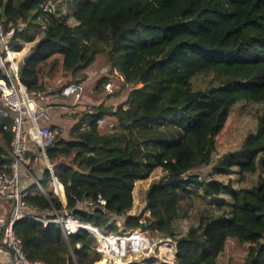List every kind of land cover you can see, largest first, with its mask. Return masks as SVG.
I'll return each mask as SVG.
<instances>
[{"label":"trees","instance_id":"1","mask_svg":"<svg viewBox=\"0 0 264 264\" xmlns=\"http://www.w3.org/2000/svg\"><path fill=\"white\" fill-rule=\"evenodd\" d=\"M73 3L74 26L57 0H0L4 30L16 29L13 45L21 51L34 43L33 57L19 71L29 93L48 95L59 78L85 85L87 69L98 56L105 60L106 74L93 88L98 105L74 117L71 138L59 133L46 150L67 205L53 192L33 195L28 204L40 216L67 211L104 234L120 232L119 218H125L124 231L140 229L143 222L155 237L176 241L174 264H218L231 239L249 245L243 264H264V178L254 188L236 191L232 181L225 184L212 177L231 175L236 168L241 176L264 172V109L256 132L241 148L213 161L238 125L232 108L242 101L264 105V0ZM201 74L215 75L218 84L194 90L192 81ZM4 78L0 71V80ZM108 83L115 86L112 94L105 89ZM127 88V101L114 106L113 98ZM101 119L106 124L100 126ZM84 122L88 127L82 129ZM156 128L166 130L151 132ZM13 139V122L0 115V171L12 162ZM37 153L27 158L34 160ZM198 166H211L212 176L191 174ZM158 168L163 175L147 190L145 209L127 216L134 205L135 183ZM43 177L46 189L52 180L47 168ZM222 196L232 202L222 199L214 206L228 212L203 216L185 235L176 233L184 200ZM13 228L32 261L101 260L96 238L86 230L66 238L60 225L30 219L16 221ZM3 232L0 227V245ZM130 264L171 263L152 257Z\"/></svg>","mask_w":264,"mask_h":264},{"label":"built area","instance_id":"2","mask_svg":"<svg viewBox=\"0 0 264 264\" xmlns=\"http://www.w3.org/2000/svg\"><path fill=\"white\" fill-rule=\"evenodd\" d=\"M44 10L51 12L49 6H45ZM24 28L25 25H22L17 31L21 32ZM15 34L16 29L6 32L3 20H0V71L5 77L0 80V115L11 119L14 133L9 152L12 162L0 171V202L7 201L11 204V215L0 223V227L4 229L0 245V264H45L39 260L32 261L27 257L22 241L16 236L13 228L15 222L20 219H30L45 226L58 224L63 229L66 238L77 235L81 230H87L96 238V251L101 258L107 260L108 264H130L152 258L151 254L160 243L151 239L148 233L140 229L123 231L118 234H104L94 227V231H90L87 229L90 225L82 224L67 211L62 214L54 211L51 217L40 216L37 214V209L28 204L27 199L35 195L36 191L40 195L48 196L42 183L36 181L31 188L25 186L23 182V178L29 176L26 158L33 150H38L40 156L46 160V168L52 174V180L49 182L53 185L52 192L56 196L61 193V183L54 176L53 166L46 153V150L54 145L58 133L51 125L52 112L48 102L49 96L29 93L20 80L19 71L24 58L20 57L22 50L19 51L12 43ZM114 88L113 83L105 86L110 94L113 93ZM84 91V84L69 83L62 87L60 96L72 99L73 106L76 107ZM72 113L77 114V110H72ZM104 124V119L99 120L100 126ZM87 127V124L83 125V128ZM99 203L105 206L106 201L100 199ZM167 244H173L174 249L166 251L161 255L160 260L174 264L177 243L172 239H166L165 245ZM4 253L9 255V263L1 260ZM153 257H158V255Z\"/></svg>","mask_w":264,"mask_h":264},{"label":"rangeland","instance_id":"3","mask_svg":"<svg viewBox=\"0 0 264 264\" xmlns=\"http://www.w3.org/2000/svg\"><path fill=\"white\" fill-rule=\"evenodd\" d=\"M56 2V1H55ZM57 7L61 11L62 15L66 16L68 18V23L70 25L76 24V21L74 18L71 16L73 12V0H57ZM28 45H25L24 47L26 48ZM23 47V48H24ZM33 47V46H32ZM22 55H25V58L29 55V53H23ZM22 57V56H21ZM99 61L96 62V67L93 70L95 74H97L101 67L105 65L104 60L99 57ZM101 64H100V63ZM106 74V70H104ZM219 80L215 75L212 74H201L198 75L195 79L192 81L193 89L194 90H204L210 86H216L218 84ZM67 83V80L64 78H59L54 85V87L50 88L48 91V96H49V104L52 107H55L54 110L56 109L58 114L60 113H65L66 115V124H61L60 126H53L54 129H56L57 133L63 134L66 130H70L71 126L73 125L78 113L82 111H87L89 109H92L93 106L89 105H84L82 108L77 110V114L74 115L72 113V110L70 111L67 109V111L64 112V110H61L60 107L64 103H72L73 100L71 101H65L58 93V89L65 86ZM85 93V99L82 100V102L89 103L88 100V93L89 95L94 97L93 93V88L95 85V82L92 81L88 84ZM130 88H127L126 91L123 92V94L119 97H114L113 103L114 106H118L121 103H125L128 98ZM57 106V107H56ZM264 109L263 104H257V103H252V102H239L232 108V114L238 118V125L236 129L230 134L227 140H224L221 144L220 147L218 148L217 152L213 156V161L217 160L219 157H221L223 154H226L228 152H233L237 151L241 148L244 140L246 137L250 134H253L256 132L257 127H258V118L262 114ZM63 111V112H60ZM78 120V119H77ZM106 124V122H105ZM165 131L163 129H158L151 131V132H156V131ZM212 168L211 166H198L194 168L191 171V174H197L202 177H209L212 176ZM215 178H218L221 182L227 184L229 181H232L233 187L236 191L241 190V189H251L254 188L258 185L259 181L264 178V172L261 170L258 171L257 174H246L241 176L239 173V170L236 168L234 169L233 173L228 176H215ZM193 198V197H192ZM137 208L140 207V202L142 201V197L137 195ZM222 199L224 201L230 203L232 202V199L228 196H222L221 198L218 199H202V198H193V199H188L184 200L182 202V215L181 218L178 219L175 223V231L176 233L180 235H185L188 230L191 227L197 226L199 219L203 216H210L212 214L215 215H220L222 212L226 211L228 212V209H224L223 211L217 210L215 208L214 203L221 202ZM146 207V206H145ZM144 207V209H145ZM144 209H139L140 213ZM148 236L156 240L157 238L153 233L150 231L148 232ZM163 243L159 244L156 249L153 251L151 254V257L155 255H159L160 253V246H162ZM249 252V245H242L240 244L236 239H231L227 242L226 244V249L224 253L220 256L218 260V264H243V261L245 260L247 254ZM103 260V258H101ZM100 260V261H101ZM99 261V262H100Z\"/></svg>","mask_w":264,"mask_h":264},{"label":"crops","instance_id":"4","mask_svg":"<svg viewBox=\"0 0 264 264\" xmlns=\"http://www.w3.org/2000/svg\"><path fill=\"white\" fill-rule=\"evenodd\" d=\"M25 45H28V46L26 48L24 47L22 49L21 55H20V57L22 56V58H24V59H25V55H22V54L23 53H25V54L29 53L30 54L31 48L34 45V43L25 44ZM99 57H101V56H98L96 61L86 71V73H87V75L89 77V80L85 83V91H84V94H83V97H82L81 101L79 103H77L76 107L73 106L74 101L72 103H64L62 105V107H60L61 110H64V112L67 111V109H69L70 111L71 110L75 111V110H78V109L82 108L84 105H89V106L90 105L91 106H97L98 105V102H96L95 96L93 97V96L89 95V93H88V96H87L88 100H89V103L82 102V100L85 99L86 90H89V89H86L87 86H88L86 84H88V83H90L92 81H94V82L97 81L99 76L104 73V70H105L104 66H102L101 69L99 71H97L98 72L97 74H95L93 72V70L96 67V62L99 61L98 60ZM104 63H105V60H104ZM63 99L65 101H71V99H66V98H63ZM127 107L128 106H125V108H127ZM54 108L55 107L51 106V112H52L51 113V115H52L51 125L52 126H56V124H57V126H60L61 124H66V121H65L66 120V115H65V113L58 114L57 112H59V111H57L56 109L54 110ZM60 112H63V111H60ZM87 123L88 122H84L82 124V129H84L83 125L87 124ZM74 124L75 123H73V125ZM135 135H137V132H135ZM71 136H72V134H71L70 130H68V131L66 130L62 134V137H64V139H69V138H71ZM26 166H27L28 171H29V176L28 177H24L23 178V182L25 183V186L33 188V186H34L36 181L41 183L43 178H44L43 177V170L46 168V160L44 158H42L40 155H38V153H37V157L34 160H30V159L26 158ZM162 175H163L162 169L158 168V169H156L153 172V174L150 176V178H148L146 180H141V181H138V182L135 183V187H134V190H133L134 205H133V208L128 212L127 216H134V215L140 214L139 209L140 208L144 209V207L146 206V193H147V190L149 189L150 185L153 182L158 181L162 177ZM215 176L216 175H213L212 177H214V179L220 181L218 178H215ZM60 185L62 187V190H61V193H60V195L58 197H59L61 203L64 206H66L67 205V199H66V195H65V189H64V186L62 184H60ZM52 188H53L52 184L48 183L46 185L47 192H52V190H53ZM191 191H193V189H191ZM139 194L142 197V201L140 202V205H139L140 207L137 208V203H136L137 199L136 198H137V195H139ZM35 195H40V193H37V191H36ZM219 198H221V197H219ZM202 199L211 200V199H214V198H211V197L205 198V197H203ZM186 200H188V199H186ZM10 215H11V204L9 202H7V201L0 202V223L2 221H4V220L8 219ZM149 216H150V214H147V217H149ZM124 220H125V218H119L118 219V224L120 225V232L119 233H121V232H123L125 230L123 225H121L124 222ZM156 238L158 239L157 240L158 243H160V244L163 243V245L160 246V248H159L161 250L160 253H159L160 255H158V257H156V258H158L160 260V257H161V255H163V253H165L166 251H169L171 248L174 249V245L173 244L165 245L166 238H161V237H156ZM1 260L4 261L5 263H9L10 257H9L8 254L4 253L3 256L1 257Z\"/></svg>","mask_w":264,"mask_h":264},{"label":"water","instance_id":"5","mask_svg":"<svg viewBox=\"0 0 264 264\" xmlns=\"http://www.w3.org/2000/svg\"><path fill=\"white\" fill-rule=\"evenodd\" d=\"M4 14V13H3ZM34 55V52H31L25 59H24V63H27L31 57H33ZM140 230L142 232H145V233H148L149 232V228L148 226L145 224V223H141V227H140ZM87 231V230H86Z\"/></svg>","mask_w":264,"mask_h":264},{"label":"bare ground","instance_id":"6","mask_svg":"<svg viewBox=\"0 0 264 264\" xmlns=\"http://www.w3.org/2000/svg\"><path fill=\"white\" fill-rule=\"evenodd\" d=\"M87 229L90 230V231H94V228L91 227V226H88ZM163 254H164V253H163ZM97 264H108V262H107L106 259H103V260H101L100 262H98Z\"/></svg>","mask_w":264,"mask_h":264}]
</instances>
